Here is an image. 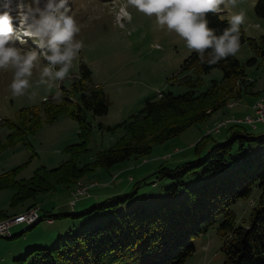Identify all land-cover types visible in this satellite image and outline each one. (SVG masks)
Masks as SVG:
<instances>
[{"label": "trees", "instance_id": "trees-1", "mask_svg": "<svg viewBox=\"0 0 264 264\" xmlns=\"http://www.w3.org/2000/svg\"><path fill=\"white\" fill-rule=\"evenodd\" d=\"M254 11L264 18V0H256ZM208 20L217 35L230 26V20L222 17L221 13L209 14ZM243 43H247L253 52L244 63L235 56H229L215 65L202 64L198 54L192 51L179 69V72L192 70L195 75L183 81L187 90L178 94L170 90L161 91L159 96L147 98L136 113L115 125L98 122L99 129L111 133L122 129L123 133L111 146L96 151L93 160L88 163H79V159L89 152L92 126L84 112L89 111L99 118L108 113V105L104 89L93 81L90 68L81 58L77 78L68 87L59 88L61 97L57 102L21 107L15 120L4 121L11 131L6 141L0 143V150L16 142L29 145L28 134H33L43 123H51L64 113L77 122L79 141L65 147L68 158L58 166L38 167L29 178L16 176L19 166L0 173V190L13 191L10 205L15 206L38 194L72 186L96 168L108 169L130 157L149 155L153 144L173 138L187 127L204 121L221 109L229 98L252 93L253 83L247 77L244 65H255L258 61L264 63V33L257 38L249 37L241 25L240 45ZM205 56L207 58L208 53ZM214 68L222 71L221 79L211 80L207 88L198 91V86L202 84L201 75ZM226 134L224 141H217L209 135L202 136L192 146L197 156L195 159L172 169H158L159 177L172 181L168 187L171 194L184 185L183 177L187 173L201 169L200 173L206 179L188 188L180 201L149 208L137 204L125 212L113 211L102 222L83 229L84 225L80 224L79 233L70 231L56 245L36 249L39 251V264H184L195 252L192 240L206 233L220 216L222 220L217 231L224 237L221 247L223 264H264V150L257 153L245 151L246 142L264 145V128L261 133L252 134L242 123H234L227 128ZM208 141L210 145L205 146ZM204 147L206 152L200 156ZM247 149L251 150L250 147ZM234 151L241 154L242 163L230 167L228 156ZM233 162L236 163L237 159ZM254 185L260 191L256 204L250 210L249 223L237 224L236 214L230 206L236 200L250 196ZM137 187L138 184L129 193L106 197L82 211L76 212L70 207L72 212L56 216L75 218L96 210H115L132 197ZM4 216L1 211L0 218ZM39 217L33 225H27L9 238L24 233L43 218L47 222L53 221V215ZM33 251L29 250L24 257L14 259V264H24Z\"/></svg>", "mask_w": 264, "mask_h": 264}, {"label": "rangeland", "instance_id": "rangeland-1", "mask_svg": "<svg viewBox=\"0 0 264 264\" xmlns=\"http://www.w3.org/2000/svg\"><path fill=\"white\" fill-rule=\"evenodd\" d=\"M17 2L30 3L31 0H13L12 3L11 15L14 17L13 26L16 30L14 34L19 36L21 33L18 30V21L15 19ZM255 2L256 0H243L240 5L247 13L242 26L246 35L253 38L264 33V18L255 13ZM70 3L72 14L81 29L77 39L82 40L85 47L81 50L79 59L74 61L69 76L62 81H56V86L50 91L46 86H36L39 73L34 71L29 93L13 97L10 90L13 70H0V143L6 141L11 131L4 121L15 120L19 108L54 103L59 100L56 98L57 91L61 86L68 87L77 78L78 61L82 58L90 68L94 81L99 82L104 89L109 107V112L99 118L92 116L89 111L84 112L92 126L88 142L89 152L79 159V163H88L93 160L96 151L108 148L123 133L122 129H117L114 133L99 129L98 122L115 125L136 113L147 98L159 96L161 91L182 93L188 89L183 81L195 75L192 70L179 72L181 64L192 51L187 49L183 39L176 33L159 29L154 17L149 18L130 6L127 10L132 14L131 23L120 18V9L126 5V0H70ZM0 4H3V0H0ZM2 11L4 9L0 7V12ZM237 11L239 8L226 9L221 16L230 20ZM24 39L27 41L25 44L20 45L17 41L16 46L41 52L31 39L27 37ZM252 55L249 45L243 43L235 57L244 63ZM40 63L41 67L47 66L42 55ZM244 68L247 77L253 83L252 93H241L239 98H229L221 109L204 121L187 127L173 138L153 144L149 155L130 157L108 169L96 168L84 174L72 186L58 187L52 192L38 194L35 198L15 206L10 205L13 191L0 190V212L5 213V216L0 218V223L9 218L15 219L16 216L29 211L31 207H39L36 204L40 205V215H53L52 222H47L43 218L22 234L12 238L1 236L0 264H14V259L24 257L29 250L35 251L28 256L24 264H39L37 255L39 251L36 249L52 247L58 241H63L70 231L79 233L84 227L102 222L113 211L125 212L137 204L149 208L152 205L161 203L168 205L170 202L180 201L188 188L199 185L206 179L201 175V169L187 173L183 177L184 185L174 194L168 191L172 181L167 177H159L158 169L160 167L172 169L195 159L197 156L194 155L192 146L202 136L209 135L217 141H224L227 138L228 127L236 122L240 123L239 121L243 120L242 117L246 114L253 113L252 106L257 101L264 100V63L258 61L255 65H244ZM221 77L222 71L219 68L202 74V84L198 86V91L207 88L211 80H220ZM33 91L37 93L34 101L29 99V94ZM239 105L246 110L241 116L235 113L237 112L235 108ZM231 118H234V123H229ZM226 124L228 125L225 126ZM242 124L252 134H259L263 129L260 123L255 129L246 123ZM217 128L220 130L219 133ZM27 139L29 145L16 142L0 150V173L19 166L16 176L29 178L38 167L58 166L68 158L65 147L79 141L78 125L64 113L51 123H43L33 134H28ZM210 143L208 141L205 146ZM246 147H250V151L245 148L249 153L264 150V145L255 142H246ZM205 149L206 147L200 156L205 154ZM238 152L242 153L240 150ZM238 152L234 151L228 156L230 167L242 163L241 154ZM235 158L236 163L233 162ZM136 184L138 187L132 197L118 205L115 210L112 208L96 210L91 214L75 218L56 216L59 213L72 212L70 207H73V211L79 212L106 197L129 193ZM84 187L91 188L90 196L83 193L81 195L79 191V194L77 193L78 188ZM259 191L254 185L250 196L240 198L230 206L236 214L237 224L249 223L250 210L256 204ZM73 192L80 195L75 200ZM70 199L74 200L73 204L69 203ZM40 215H35V218L40 219ZM221 220L222 217H218L206 233L192 240L195 252L184 264H223L224 255L221 247L224 237L217 231ZM80 224L84 225L81 229H79ZM26 227L27 224L12 226L11 233L15 234Z\"/></svg>", "mask_w": 264, "mask_h": 264}, {"label": "clouds", "instance_id": "clouds-1", "mask_svg": "<svg viewBox=\"0 0 264 264\" xmlns=\"http://www.w3.org/2000/svg\"><path fill=\"white\" fill-rule=\"evenodd\" d=\"M243 0H126L120 9L121 17L128 23L132 14L130 6L139 13L155 18L159 29L176 33L183 39L187 49L195 51L200 62L215 65L229 56H236L240 50V26L247 18L246 11L240 7ZM13 0H3L0 7V70H13L10 90L13 97L24 96L32 88L34 71L39 73L36 86H46L50 91L56 81L69 76L74 61L79 59L85 45L77 39L81 29L72 14L70 0H31L17 2L18 30L15 35L14 17L11 15ZM239 8L231 16L229 27L217 35L209 26L208 15H218L226 9ZM118 18V20L120 19ZM123 27V24H121ZM27 37L33 41L34 49L16 46L25 44ZM158 47V45H157ZM205 53H208L206 58ZM41 55L47 66L41 67ZM58 87V86H57ZM35 91L29 94L35 100ZM61 93L57 91L56 98Z\"/></svg>", "mask_w": 264, "mask_h": 264}, {"label": "built area", "instance_id": "built-area-1", "mask_svg": "<svg viewBox=\"0 0 264 264\" xmlns=\"http://www.w3.org/2000/svg\"><path fill=\"white\" fill-rule=\"evenodd\" d=\"M252 110H253V113H248L244 117H242V119L244 120V123L250 125L254 129L257 127V124L260 123L263 125V128H264V103L261 106H252ZM231 122L234 123V118H231L229 123ZM217 130L219 131V128H217ZM88 191H89V188L84 187L79 193H81V195L83 194L89 195ZM78 196L80 195L75 194L74 200ZM74 200H71L70 203L73 204ZM32 215H40L39 207L31 209L29 212L17 217V219H15L14 221H8L5 225L1 226L0 227V237L1 235H4L5 231H7L8 229H11L12 226L25 224L28 218Z\"/></svg>", "mask_w": 264, "mask_h": 264}, {"label": "bare ground", "instance_id": "bare-ground-1", "mask_svg": "<svg viewBox=\"0 0 264 264\" xmlns=\"http://www.w3.org/2000/svg\"><path fill=\"white\" fill-rule=\"evenodd\" d=\"M264 103V100L263 99H261V100H259V101H257L255 104H254V106H261L262 104ZM229 121V120H228ZM239 121V120H238ZM240 123H244V120H241V121H239ZM236 123H238V122H236ZM222 126V125H221ZM79 189V188H78ZM77 189V193H78V191L80 192L82 189H79L78 190ZM74 193V192H73ZM74 194H76V193H74ZM32 209L33 208H37V207H31ZM30 209V208H29ZM31 210V209H30ZM29 210V211H30ZM29 211H27V212H29ZM27 212H25V213H27ZM25 213H23V214H25ZM23 214H20L19 216H21V215H23ZM19 216H16L15 217V219H17V217H19ZM14 218L13 219H10L9 218V220H6V221H3L2 223H0V227L1 226H3V225H5L8 221H14L15 220ZM36 222V218H35V215H32V216H30L29 218H28V220H27V222L25 223V224H27L28 226H31V225H33L34 223ZM11 235H12V233H11V229H8L7 231H5L4 232V235H1L2 237H6V238H9V237H11Z\"/></svg>", "mask_w": 264, "mask_h": 264}, {"label": "crops", "instance_id": "crops-1", "mask_svg": "<svg viewBox=\"0 0 264 264\" xmlns=\"http://www.w3.org/2000/svg\"><path fill=\"white\" fill-rule=\"evenodd\" d=\"M92 79H93V76H92ZM93 81H94V79H93ZM96 84H99L100 85V83L99 82H97V81H94ZM107 101V100H106ZM108 105V104H107ZM236 110H237V112H235L236 114H238V116H241V115H243L245 112H246V110L244 109V107L242 106V105H239L238 107H236L235 108ZM108 110H109V107H108ZM109 112V111H108ZM29 204V203H28ZM36 205H38L39 207H40V205L39 204H36Z\"/></svg>", "mask_w": 264, "mask_h": 264}]
</instances>
